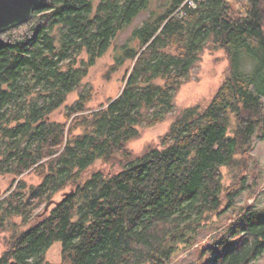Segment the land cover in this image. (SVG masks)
<instances>
[{
    "label": "trees",
    "instance_id": "obj_1",
    "mask_svg": "<svg viewBox=\"0 0 264 264\" xmlns=\"http://www.w3.org/2000/svg\"><path fill=\"white\" fill-rule=\"evenodd\" d=\"M151 2L46 0L0 33V178H14L0 191V264H52L56 244L60 264H172L249 187L254 137L264 138V0H161L108 66V79L128 66L119 96L92 109L86 88L65 106ZM208 45L229 62L216 94L136 154L129 145L173 113ZM63 106L64 121H51ZM213 239L207 264H252L264 254V209L242 208Z\"/></svg>",
    "mask_w": 264,
    "mask_h": 264
},
{
    "label": "rangeland",
    "instance_id": "obj_2",
    "mask_svg": "<svg viewBox=\"0 0 264 264\" xmlns=\"http://www.w3.org/2000/svg\"><path fill=\"white\" fill-rule=\"evenodd\" d=\"M160 3L161 0H152L147 11L141 13L133 24L119 34L111 50L97 61V64L90 70L89 76L84 80L81 87L70 95L65 106L71 105L78 100L79 95L86 88L94 90L93 100L89 105V108L92 109H97L107 104L109 99L119 96L124 87V77L128 66L112 77H109V79L106 76L108 66L114 63L115 58L121 54L122 47L126 43L136 46V43L130 41L134 31L141 27L146 20L150 19L152 13L160 11ZM228 64L225 52H213L210 49V45H208L202 53L200 62L177 93L173 113L167 115L166 120L162 124L148 129H140L141 136L129 145L130 149L136 154H142L149 148L159 147L161 138L168 132L175 117L182 110L195 105L207 106L223 82ZM250 68L251 65L248 67V70ZM65 106L52 114L50 120L63 122L66 113ZM252 155L254 164L251 166L246 180L249 187L236 198L233 208L225 209L219 216H214L210 223L200 231L195 246L190 249L181 250L173 259L172 264H207L210 260V254L206 250L214 245L216 241L213 239L214 236L224 231L231 222V219L238 215L242 211V208L244 209L248 205L253 204L258 208L264 209V138H260L258 135L254 137ZM223 173L225 175L224 182L226 186L231 185L232 179L228 169L224 168ZM24 179L29 184L37 185L40 183V180L34 175H27ZM13 182L14 178L11 175L1 177L0 191L2 193L7 192ZM70 192L72 191L68 189L58 194L49 206L47 204L39 211V215L46 214ZM3 250L4 245L0 242V257ZM47 260L52 264H60L62 262V247L60 244L54 245L49 250ZM252 264H264V254Z\"/></svg>",
    "mask_w": 264,
    "mask_h": 264
},
{
    "label": "water",
    "instance_id": "obj_3",
    "mask_svg": "<svg viewBox=\"0 0 264 264\" xmlns=\"http://www.w3.org/2000/svg\"><path fill=\"white\" fill-rule=\"evenodd\" d=\"M46 0H0V33L29 23L38 7ZM73 195L70 192L64 198ZM62 202V201H61ZM57 203L56 205L60 204ZM51 203L48 204V206ZM10 264H20L12 261Z\"/></svg>",
    "mask_w": 264,
    "mask_h": 264
},
{
    "label": "built area",
    "instance_id": "obj_4",
    "mask_svg": "<svg viewBox=\"0 0 264 264\" xmlns=\"http://www.w3.org/2000/svg\"><path fill=\"white\" fill-rule=\"evenodd\" d=\"M197 1H200V0H187L186 4L194 8L196 6Z\"/></svg>",
    "mask_w": 264,
    "mask_h": 264
}]
</instances>
